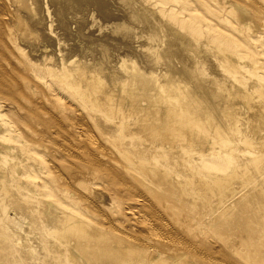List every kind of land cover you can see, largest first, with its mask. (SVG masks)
Returning <instances> with one entry per match:
<instances>
[{"label": "bare ground", "instance_id": "1", "mask_svg": "<svg viewBox=\"0 0 264 264\" xmlns=\"http://www.w3.org/2000/svg\"><path fill=\"white\" fill-rule=\"evenodd\" d=\"M125 1L128 4H126L127 9H124L126 11L123 10L126 12L125 14L146 25L145 29H141V34L147 37V40L145 39L147 46L143 47L141 44L136 46V51H143L146 48L145 51L150 54V57L147 56L148 62L145 66V62H140L139 55L136 56L131 52L130 49L133 46L128 47L130 43H133V40L125 39L130 33H137L132 39H136L137 36L141 37L140 32L136 30L135 33V28L128 25L126 35L119 39L115 38L118 30L127 26V23H116L115 29H112L113 32L110 31L105 36L101 35L102 38L92 35L88 40H83L84 45L91 47V44L95 43L101 49H107L108 45L115 40L117 42L113 44L122 48L126 47V50L119 52L113 60L111 57L102 60L94 59L95 56L89 58V56H83L78 52H70L69 55H66L67 50H61L63 45H67L64 34L52 29L54 22L52 18L49 22H45V19L43 21L50 31L49 34L56 38L55 42L61 52L58 54V58L55 60L48 51L49 45L45 44L39 53L27 56L22 65L19 61L17 64L12 60V55L17 51L16 47H20L22 54H26V50L19 43L23 39L21 33L29 29V34L33 38L36 34L35 29L28 27L25 21L18 20L13 23L9 21V18L14 15V12L19 13L18 10H21L22 6H27L29 10L35 12L34 16H37L41 11V1L0 0V42L2 49L6 52L3 62L8 63L9 66L0 63L5 72L0 77V92L6 95L4 103L0 102V114L13 116L30 127L33 124L24 120L22 110L45 126L49 125L48 120L44 118L48 114L52 115L55 123L59 121L58 113L45 111L44 106L27 93L23 92L28 103H20L15 98L16 94L10 89L8 81H16L17 78L8 70L9 68L21 80H25L35 87L39 96L53 95L66 100L70 98L69 94H72L73 101L66 102L63 107L77 119L82 133L88 127L85 123L84 113L86 111L92 116L96 126H100L99 120L101 119L106 123L105 128L108 132L103 133L104 137H112L111 141L114 146H118L115 147L123 153L128 161V164H123L122 161L114 157L112 151L99 149V154L91 155L92 165L96 166L94 168H101L108 174L114 175L112 177H115L119 168L137 180L159 176L162 179L160 184L164 185L166 191L176 194L177 198L187 197L191 194L199 195V199L196 201L182 203L188 205L192 212L196 211L199 202L209 205L214 198H217L218 202L215 204L216 209L213 212L215 219L222 213L224 207L231 206L227 201L228 197L231 195V191L237 189L236 186H230L231 181L229 183L227 174L222 171L228 166L238 169L240 165L233 163V158L216 160L212 158V154H220L223 147L230 146L234 149L236 145H231L229 140L235 132L243 130L246 134H253L254 137L253 141L247 143V147L252 148V153L247 155V162L254 164L260 162L264 165V134H259V128H264V64L258 56L254 55L255 53L252 54L251 41L240 39L241 31L237 30V26L224 27L223 19L219 16L200 19L198 11L201 9H207V14L208 12L211 15L213 13L212 9L206 5L207 0L190 2L184 6L177 5L183 0ZM71 2L76 3L77 0H65L63 6L65 7L66 3ZM79 6V10L82 11L83 5ZM12 7L14 8L12 9ZM48 13L50 15L49 8ZM77 16L80 17L79 14ZM43 21L37 20L35 25ZM76 23L78 28L76 27L75 30L77 29V31L70 32L73 36L79 34L81 29L78 24L81 21L77 20ZM242 23L248 25L252 31L254 30L244 18H242ZM177 27L181 30H178ZM103 37L105 38L103 39ZM206 38V44L200 41V39L205 40ZM237 39L239 43L235 46L233 41ZM255 39L256 36L252 39L254 43ZM209 51L213 53V58H211L213 60L207 61L206 56ZM206 61L211 62V66L207 65ZM251 69L261 70L258 71L257 81L251 85L248 84L247 88H239V83L237 85L234 80H249L247 75ZM217 70L223 71L224 76L220 74L219 76ZM18 87L20 86L18 85ZM93 109L102 110L101 119L91 112ZM92 129L90 128V131ZM44 137L45 140H48L46 134ZM31 146L37 147V149L46 148L33 134H18L13 131L9 135H0V148H2L0 157L12 150L24 153L26 148ZM97 147L101 146L98 144ZM67 150H71L70 147ZM196 154L197 157L192 158ZM235 155L244 156L239 153ZM1 162L0 184L3 186L1 191L3 190L5 193L8 192L10 186H13L12 182L21 183L30 169L37 171L33 166H29V168L23 166L24 161L16 162L14 158H9L6 165ZM246 165L244 163V170ZM9 166L13 167V171L7 170ZM247 168L249 169L248 166ZM243 173L248 174L247 172ZM260 177L251 183L253 190L258 192H261L259 190L264 186V173ZM9 178H12L11 181H8ZM136 193L138 194V192ZM248 197L245 198L244 195L243 198L239 197L240 200L243 199L242 205L245 209L251 207V204L257 202L259 198H264V194L259 193L258 196L251 199ZM148 201L147 198L138 197L136 205L148 207V211L153 215L155 211L153 212ZM63 202L60 203L56 200L51 202L49 215L54 222L61 224V228L53 227V234L61 236L60 241L63 239L65 243H69V246L63 248L57 243H53L41 247L45 249V254L40 251L35 252L38 244L32 241L33 237L24 241L23 233L13 229L7 230L6 234L13 238L16 245L18 244L13 246L18 256L30 254L29 257L26 256L30 259L35 255L34 264H47L61 258L71 261L70 264H160L161 260L151 263L147 261L146 254L149 250L148 246L142 247L144 242L150 246L156 242H169L172 244L168 248L170 254L175 257L183 255L178 249L177 242L170 240L161 234L162 231H159L158 224L165 225V222L162 220L161 223L156 224L155 220H151L152 217H149L147 213L141 214L140 207L137 209L138 206H135L136 209H130L128 215L138 228L137 232L142 235L131 239L132 237L130 238L127 234L128 231L127 233L121 232L112 222L98 223L97 220L84 215L85 213L82 211L75 213L73 210L62 209ZM55 210L61 211L60 217L52 215ZM254 215L248 217L249 222L253 223L254 219L264 222L263 211L256 212ZM204 221L210 223L207 219ZM27 224L26 226H28ZM105 224L111 227L110 231L106 230L107 226L106 228L103 226ZM165 227L168 228L169 233L173 235L176 233L170 225L167 224ZM165 227L162 226L163 229ZM166 231L167 229L164 232L166 233ZM129 242L134 245L127 247L126 244ZM179 244L181 243L179 242ZM6 245V241L0 239V252L6 249ZM166 252L165 250L163 254L166 255ZM214 254L216 253L214 252ZM100 260L103 261L100 262ZM7 263L9 264V262ZM183 264L204 263L192 260L185 261Z\"/></svg>", "mask_w": 264, "mask_h": 264}, {"label": "rangeland", "instance_id": "2", "mask_svg": "<svg viewBox=\"0 0 264 264\" xmlns=\"http://www.w3.org/2000/svg\"><path fill=\"white\" fill-rule=\"evenodd\" d=\"M40 1L41 11L37 16H34L35 12L29 10L27 6H22L21 10L17 9L19 13L14 12V15L9 18V21L13 23L15 21L18 22V20L25 21V24H28V27L30 26L33 30L35 29L34 32L36 34L33 38L29 34V29H27L28 31L26 30L21 33V38L24 40L21 39L19 43L20 46H23L26 50V54L24 55L21 53L20 47H16L17 51L12 55V60L17 64L20 62L22 65V62L26 61L27 56L39 53V50L41 47L44 48L45 44L49 45L48 51L53 55L55 60L58 58V54L61 53L59 50L60 48L55 42L56 38L49 34L50 31L46 28L45 24V22H49L51 18L54 20L52 29L64 34L63 36L65 37L67 45H63L61 50L66 49V55H69L70 52H78L83 56H89V58L95 56L94 59L102 60L106 57H111V60H113L119 52H124L126 47L122 48L117 44H113L114 42H117L115 40L112 44L108 45L107 49H101L97 44L95 45V43L93 45L91 44V47L84 45L83 40H88L92 35H97L100 36L99 38H102V36L109 34L110 31L112 33V29H115L116 23L120 22L127 23V26H124L123 28L121 27L122 29L120 28L118 30L115 34V38L117 39L126 35V28L129 26L135 28V33L138 31L140 32L139 34L142 33L141 29H145L146 26L125 14L126 12L124 11L126 10L124 9H127L128 5L125 0H77L76 3H66L65 7L63 6L65 0ZM195 1L201 0H183L177 3V5L184 6ZM79 5H83L82 11L79 10ZM206 5L212 9L213 13L212 15L209 12L207 14V9H201L198 11L200 19L209 16H219L223 19L222 25L224 27L237 26V30L241 31L240 39L251 41L252 54L255 53L254 55L258 56L264 64V0H207ZM13 8L14 7H12V9ZM48 8L50 9V15L48 13ZM121 10H124L123 13ZM78 14L80 17L77 16ZM242 18L247 20V23L254 29L253 31L248 25L242 23ZM43 19H45V22ZM37 20H41L44 23L42 22L35 25ZM77 20L81 21V23H78L81 29L79 34L73 36L71 33L76 27L78 28L76 23ZM65 25L67 26L65 27ZM177 28L178 30H181L179 27ZM177 28L174 29L177 30ZM75 31H77V29ZM136 35L137 33H130L125 39L133 40V43H130L128 47L133 46L130 49L131 52L133 54L135 53L136 56L139 55L140 62H145V66L148 62L147 56L150 57V54L148 51H145L146 48L143 51H136V46L138 44H141L143 47L147 46V37H144L141 34V37L137 36L136 39H132L133 37L135 38ZM86 36L88 37L87 39ZM255 36L257 40L255 39L254 43L252 39ZM104 38L105 37H103V39ZM206 40L207 38L205 40L200 39V41L205 44ZM238 43V39L233 41L235 46H237ZM3 53L5 54L3 55ZM211 53L212 52L210 51L207 52V61L213 60L211 59L213 58V53ZM5 57L6 52L2 49L0 42V63L9 67L8 63L3 62ZM206 62H204L205 65ZM204 63H202L203 66ZM207 63V65L211 66V62ZM8 70L15 78H17L16 81H8L10 89L16 94L15 98L20 103H28L23 92L27 93L31 98L40 102L46 109L45 111H48L49 113L55 111L58 113L59 121L58 123H55L52 115L48 114L44 118L48 120L49 125L45 126L40 124L35 117L22 110L21 112L24 115V120L33 124V126L30 127L29 125H26V123H21L13 116L0 114V135H9L13 131H16L18 134H33L35 137L39 138V143L46 147L37 149V147L35 148L31 146L26 148L24 153L12 150L10 153L4 154L0 157V161H2L1 164L6 165L9 158H14L16 162L19 161L22 163L24 161L22 163L23 166L28 168L29 166H33L37 170L30 169L21 180V183L18 181L16 183L12 182L13 186L8 188L7 193L3 190L1 191L3 186L0 184V239L7 243L6 249L0 252V264H8L7 262H9V264H34V261L36 260L34 257L35 255L30 259H28L30 254L25 256L17 255L14 249L15 247L13 248L16 243L13 241V238H10L11 236L6 234L7 230L13 229L17 232L23 233L24 236L22 239L24 241H26V239H32L33 237L32 241H35V243L37 242L38 244L37 251L35 252L40 251V253H44L45 249L41 247L53 243H57L63 248L69 246V243H65L63 239H61L62 242L60 241L61 236L57 234L55 235V233L53 234L55 227L61 228V224L54 222L49 215L50 204L51 202H55V200L60 203L64 201L61 206L62 209L73 210L75 213L82 211L85 213L84 215L90 216L92 219L97 220L98 223H101L102 221L112 222L121 232L125 231V233H127L128 231L127 234L130 238L132 237L131 239L136 236H141L142 234L137 232L138 228L133 224V220L130 219L128 215L130 209H136L135 206H138L136 205V199L138 197L147 198L153 208V212L155 211V214L153 213L152 215V213L148 211V207L138 206L137 209L140 207L141 214L147 213L149 217H152V219L150 218L151 220H155L156 224L159 222L161 223L163 220L165 225H162V223L160 225L165 227L168 224L176 231L173 235L172 233H169L168 228L165 227L164 229H167L168 231L165 233L162 226L158 224L160 227L159 231H162L161 234L170 240L176 241L179 251L183 254L177 257L170 254L168 248H170L172 244L169 242H156L152 246L146 242L142 243L144 246L139 243V245H142L144 248H146L145 246H148L147 248L149 252L146 254V258L150 263L161 260L160 264H183L185 261L195 260L204 264H216L217 262H219L217 264H233L234 262V264H264V222L257 219H254L253 223L248 221L250 215L253 217L256 212H264V198H259L257 202L251 204V207H247L248 210L243 208V199L240 200L241 198H239L241 196L243 198V195L247 198L250 193L248 199L258 196L259 193L264 194V186L259 190L261 192L253 190L254 188L251 186V183L261 178L260 176L264 173V165L262 163L255 162L254 164L252 162H247V155L249 156L252 153V148L247 147V143L254 140L253 134H246L243 130L235 132L229 140L231 145H236L234 149L230 146L223 147L221 149L223 151L220 154H212V158L216 160L233 158V163L240 165L238 169L228 166L222 171L227 174L229 183L231 181L230 186H236L237 189L231 191V195L228 197L227 201H229L231 206L224 207L222 213L214 219L213 212L216 209L215 204L218 202L217 198H214L213 202L209 205L199 202L196 211L192 212L188 205H183L182 203L184 201H196L199 199V195L191 194L187 197L177 198L176 194L166 191L164 185L160 184L162 179L159 176L148 177L145 180H137L135 177L128 175L119 168L117 171L118 173H116L117 176L115 174V177H112L114 175L108 174L103 171V169L98 167L94 168L96 166L94 165L93 167L92 165L91 155L99 154V149L103 151H112L117 160L122 161L123 164H128L126 157L115 147L117 145L114 146L111 141L112 137H104L103 133L108 132V130L105 128V126H107L106 123L101 119V116L103 115L102 110H91L92 113H95L101 119L99 120L100 126H96L93 122L92 116L85 111V123L88 127L84 130L86 132L83 131L82 133L81 126H79L77 119L71 112L65 110L63 107L66 102L73 101L72 97L74 96L72 94L68 93L70 98L66 100L64 98H57L53 95L39 96L36 89H34L35 87H32V85L25 80H21V78L10 70V68ZM258 71L260 72L261 70L259 69L255 71L251 69L247 75L249 80L234 81L237 85L239 83V88H247L253 82L255 83L257 81L256 77L259 75ZM222 72L217 70L218 75L220 74L224 76L223 74L225 73L223 72L222 74ZM4 74L5 72L0 65V77ZM241 83H243L242 86ZM18 85L20 87H18ZM5 97L6 95L0 92V102L2 101L4 103ZM90 128L93 129L90 131ZM45 134L48 140H45ZM259 134H264V128H259ZM98 144L101 146L100 148L97 147ZM69 147L71 150H67ZM1 150L2 148H0V151ZM236 153H239L240 155L244 154V156H236ZM195 157H197V154L192 158L195 159ZM244 163L245 165L247 164L245 166L246 171L244 170ZM261 164L263 167L260 166ZM247 166L249 167V169L247 168L248 170L246 169ZM12 168V166H9L7 170L11 172L13 171ZM242 171L247 172L248 174H245ZM11 179L12 178H9L8 181H11ZM158 184H160V186H157ZM136 192H138L140 196ZM235 197L239 199H236ZM142 209L145 210L142 211ZM52 215L60 217L61 211L55 210ZM205 219L210 221V223H205ZM102 223L104 224V222ZM250 223L252 224L251 226L249 225ZM26 224L29 227L26 226ZM103 226L105 228L107 226L106 230L110 231V226L107 224ZM175 234H177L178 237ZM179 242L181 244H179ZM132 245L134 244L131 242L126 244L127 247H132ZM185 245H189L190 247ZM193 249H195L194 252ZM214 249L215 251H213ZM219 249L222 251L220 252ZM165 250L167 251L166 255L163 254ZM212 251L213 254L214 252L216 254L213 255ZM26 256L28 257L26 258ZM102 261L103 260H100V262ZM70 262L66 258H61L56 262L47 264H70ZM92 262L95 261L92 260Z\"/></svg>", "mask_w": 264, "mask_h": 264}]
</instances>
